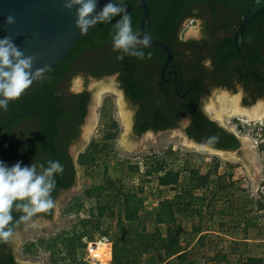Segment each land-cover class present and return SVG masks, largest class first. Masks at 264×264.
Here are the masks:
<instances>
[{"label":"trees","instance_id":"16d2710c","mask_svg":"<svg viewBox=\"0 0 264 264\" xmlns=\"http://www.w3.org/2000/svg\"><path fill=\"white\" fill-rule=\"evenodd\" d=\"M253 1L146 0L150 12L148 34L167 45L172 54L175 52V46L181 42L190 49L188 53L190 56L187 54L183 63H173L172 67L176 69L178 83L170 81L167 84L164 83L163 86H159L152 77L153 73H159V68L140 70L144 63L152 61L162 63L166 56L162 49L153 45L142 48L145 52L143 59L124 54V59L119 60L117 59L119 53L112 47V36L115 31L114 25L120 16L115 17L109 24H97L90 28L46 72L45 79L35 81L18 99L9 103L7 111L0 112V160L9 165L19 160L24 165L34 162L45 166L49 160L59 161L63 165V172L55 176L56 187L51 193L53 203L62 190L74 185L77 166H87L94 161V150L80 152L75 162L67 151L68 143L77 135L74 127L82 123L86 113L88 92L70 94L67 93L68 88L65 93L59 91V85L61 83L63 85L64 78L71 71L73 61L81 59L85 65L82 69L86 70L83 75L101 77L115 71L122 72V75L118 77L120 86L123 87L126 97L138 104L134 126V132L137 135L148 129L160 131L174 128L178 126L181 117L188 116L190 122L184 129L187 137L197 142L208 141L212 146L215 145L214 140L218 137V140L225 141L216 143L217 147L236 148L239 143L238 139L207 116L203 110V103L213 88L220 85L231 88L235 80L240 81L243 90L248 93L243 98L244 105L252 104L264 93V75L259 71V65L264 61L262 57L264 12L245 29L243 34L247 60L238 54L235 45L233 42H228V38L217 39L215 45L212 46L206 41V36L198 41L190 39L180 42L176 31L182 18L185 15L191 16L194 6L201 3L205 5L212 19L216 18L217 5L222 4L228 11L227 18L230 17L228 18L230 21L226 20L224 25L225 31L231 28L236 29ZM125 3L128 13L132 16L133 29L138 31L141 12L134 0H125ZM222 26V24H217L214 30H220ZM205 31L203 34H211V31ZM207 59L212 62L210 65H205L204 62ZM241 64L247 65L242 66L239 73L237 66ZM211 65L217 70L218 76L215 71L208 69ZM149 71L151 75H148ZM138 72L143 73L139 78L136 77ZM126 74L127 77L123 78ZM60 121L63 123L61 125L63 131L58 128L57 122ZM110 125L118 128L114 119ZM11 134L12 136L9 137ZM113 137L109 136V138ZM160 182L163 183V178H160ZM91 194V190H88V197H91ZM180 201L181 197L176 196L160 203V209L156 212V224H170L171 228L168 226L166 234L163 235L157 227L149 233L143 227L144 234L139 232L141 242L144 236L149 237L142 248L140 245L129 247L128 241L121 237H117L116 243H112L104 232L103 236H107L112 244L111 260L108 264L111 262L113 264H139L144 251H150L151 256L148 259L150 264H169L165 260L173 256L177 257L179 264H196L188 257L186 249L182 248L177 234L179 225L175 224L174 206ZM125 209L127 214L124 219L130 223L131 227H135L133 223L139 218L135 212L131 213L132 209L129 210V206L125 205ZM52 213L53 207L35 214L30 220L38 217L50 218ZM12 215L14 220L10 226L14 232L22 228L27 221H21L20 217L23 213L15 209ZM122 227L119 229L121 233L124 232V225ZM85 233L74 234L69 237V240L78 243ZM87 239L94 240L91 234ZM8 241L9 239L0 241V264H24L16 260ZM97 242L101 249L99 253L107 251L109 243ZM80 244L82 247L86 246L82 240ZM154 254L159 257L156 258ZM212 260L215 264H264V258L259 256H246L235 263L230 262L226 255L214 256Z\"/></svg>","mask_w":264,"mask_h":264},{"label":"rangeland","instance_id":"374dc122","mask_svg":"<svg viewBox=\"0 0 264 264\" xmlns=\"http://www.w3.org/2000/svg\"><path fill=\"white\" fill-rule=\"evenodd\" d=\"M114 105L113 93L101 96L97 121L80 151L94 150V161L77 166L81 194L71 196L59 207V218L74 215L68 229L27 239L19 247L20 254L28 258L48 252V264H92L80 241L84 242L90 234L98 239L104 232L112 243L121 237L128 241L129 247L142 248L149 237L143 235L141 242L139 232L143 227L147 233L157 227L165 235L170 225L156 224L160 203L180 196L181 201L174 206L175 224L179 225L177 234L182 248L196 264H215L212 258L221 255H226L232 263L246 256L264 258V118L227 119L235 134L248 136L251 144L256 145L262 181L251 189L240 162L183 150L177 140L168 143L161 152L121 154L117 138L122 129ZM112 119L116 120L117 129L110 125ZM125 205L139 218L133 223L135 227L124 219ZM123 225L121 233L119 229ZM84 233L78 243L69 240L74 234ZM94 245L92 254L101 263L109 260L110 245L104 253L96 250L98 242ZM141 256L139 264H150V251H144ZM165 261L179 264L176 256Z\"/></svg>","mask_w":264,"mask_h":264},{"label":"water","instance_id":"95a60500","mask_svg":"<svg viewBox=\"0 0 264 264\" xmlns=\"http://www.w3.org/2000/svg\"><path fill=\"white\" fill-rule=\"evenodd\" d=\"M134 1L141 12L138 32L143 35L148 33L150 27L149 7L146 0ZM108 2L109 0H97L96 12L100 11ZM64 3L65 0H0V38L9 36L25 56H33V70L37 68L49 70L83 34L75 23L76 8L78 6L68 9L64 7ZM263 12L264 0H254L241 19L239 27L234 34L235 48L245 60H247V57L241 48L243 32ZM10 14L15 17V23L8 25L5 23V18ZM92 15H95V12ZM186 31L197 33L198 29L194 24H189ZM151 44L160 47L166 52L165 67L172 59L171 49L153 38ZM75 84L78 85V81H75ZM88 89L91 90V100L87 116L82 125V145L73 151L74 157L87 144L98 118L101 96L106 92H110L113 93L115 101L114 110L117 115L118 125L122 129L121 135L117 138V149L121 154L132 156L135 154L157 153L164 150L168 143L177 140L183 150L240 162L245 167L251 189L257 188L261 183V166L256 145L251 144L252 141L248 136L235 134L232 130L234 126H228L227 123V119L231 116L251 120L264 118V103L258 99L250 105H244L242 96L245 92L241 88H237L235 91L219 87L213 88L203 103V110L207 116L218 122L219 125L229 132H232L239 139L241 147L245 150L241 154L225 151L216 152L188 139L183 132V126L186 125L184 119L174 128L163 131L147 130L137 135L132 127L133 105L123 97L114 76H106L99 80L90 79ZM80 194L76 172L74 185L62 190L54 201L53 213L50 218L38 217L29 220L22 228H18L13 232L8 242L18 262L24 264H48V252H40L38 256L24 258L20 254L19 247L31 237L50 235L54 230L60 228L68 229V225L74 219V215L59 218V207H63L71 196Z\"/></svg>","mask_w":264,"mask_h":264},{"label":"clouds","instance_id":"9594fccd","mask_svg":"<svg viewBox=\"0 0 264 264\" xmlns=\"http://www.w3.org/2000/svg\"><path fill=\"white\" fill-rule=\"evenodd\" d=\"M76 6L75 23L81 33L86 34L97 24H109L120 16L112 36L113 50L119 53L117 59L123 60L124 54L139 59L145 57L142 48L150 47L152 37L134 31L125 0H109L98 12L97 0H65L64 7ZM5 23L14 24L15 17L6 16ZM33 60L34 57L25 56L9 36L0 38V112L7 111L9 103L35 81L46 78L48 69L33 70ZM62 172L63 165L55 160H49L47 166L34 162L24 165L19 160L9 165L0 160V241H7L13 235L10 225L14 209L23 213L21 221H29L35 214L53 207L51 193L56 187L55 176Z\"/></svg>","mask_w":264,"mask_h":264},{"label":"flooded vegetation","instance_id":"af4514ba","mask_svg":"<svg viewBox=\"0 0 264 264\" xmlns=\"http://www.w3.org/2000/svg\"><path fill=\"white\" fill-rule=\"evenodd\" d=\"M227 14H228V11H227V9H225V7L222 4L221 5H217V15H215L216 18H214V19L210 18L209 13H208V11H207V9H206L204 4L201 3V4H198V5L194 6V11L191 12V16L185 15L182 18V20L180 21L179 26L177 28L176 32H177V34L180 37L179 38L180 42L181 41H187V40H190V39L198 41V40L202 39L204 36H206V41L208 42V44H210V46H212L216 42V40L220 39V38H228L227 39L228 42H233V44H234V41H233L234 34L237 31V29L239 27V24L236 26V29L231 28V29L225 31L224 25L226 23V20H229L228 18H230V17L227 18V16H228ZM189 24H194V26H196V28L198 29V32L197 33L187 32L186 31V27L189 26ZM217 24H222L223 25L221 28H219L220 30H214V28H215V26ZM182 29H184L183 32H182ZM205 30H207L208 32L211 31V34L210 35L203 34V31H205ZM244 32H243V34H244ZM153 45L154 44H151L150 46H153ZM154 46H156V45H154ZM241 48H242L243 53L245 54V52H244L245 42L243 40V37H242ZM189 50L190 49L187 48L185 46V44H183L182 42L178 43L177 46H175V52H174V54H172V59H171L170 63H168L165 67H164V63L166 61L167 54L165 56V60H163L162 63H161V61L160 62L152 61V62L144 63V64L141 65V67H140L141 69L140 70H154V69H158L159 68V70H160L159 73L155 72V73L152 74L153 80L155 82H157V84L159 86H163L164 83L167 84L170 81H173V82L176 83L177 82V80H176L177 73L175 71L176 69L174 67H172L173 63L174 62L183 63L186 60L185 56H187V54L189 53ZM262 57L264 58V43H263V46H262ZM82 61H83V59L78 60V61H73L72 66H71V71L64 78L63 85H62V83L59 85V91H61L62 93H65L66 92V88H68L67 89V93L78 94V93H81L83 91H87L88 95H89L88 99H87V104H86V113L84 115L83 121H82L81 124H79L78 126L74 127V129L76 128L77 135L74 138H72L70 140V142L68 143L67 151H68V154L72 157L73 162L76 161V157H74L73 151L76 150L77 148H79L82 145V140H81L82 125L84 124L85 117L87 116V113H88V110H89V105H90V100H91V90L88 89V82H89L90 79L99 80L100 78H103V77H106V76H114V78L116 80V84L118 86V89L121 91L123 97L128 102H130L133 105V108H134L133 120H132L133 131H134V126H135V121H136V116H137V109H138V104L134 103V102H131L126 97L123 87L120 86L121 84H120V82L118 80V77L120 75H122V72L115 71L114 73H112L110 75H103L101 77H94L92 75H83L84 72H86V70L82 69V68H85V65L83 64ZM204 63H205V65H210L212 62L209 59H207ZM242 66H243L242 64L237 66V70H238L239 73L241 71V67ZM208 67H209L208 68L209 70L215 71L216 72L215 74L218 76L217 70L215 69V67L213 65L208 66ZM259 68H260L259 71L264 75V61H262L260 63ZM141 74H143V73L138 72L136 77H138V78L141 77ZM148 75H151V71L148 72ZM126 77H127V74L125 76H123V78H126ZM218 80H220V78ZM221 80H222V78H221ZM263 80H264V78H263ZM75 81H78L79 84L78 85L75 84ZM242 86L243 85H242V83L240 81H236L235 80V83L233 84V86L231 88H228L226 85H220V86H217V87L225 88V89L230 90V91H232L233 89L236 90L237 88H241L242 91L245 92V94H243V96H242V101H243V98L246 95H248V93H247V91L243 90ZM217 87H215V88H217ZM258 99L260 101H262V103H264V93H262L259 97H257L254 100V102L256 100H258ZM183 119L186 121V125L183 126V132L185 133L184 129L189 124L190 119H189L188 116H184V117H181L180 121H182ZM216 123L218 124V122H216ZM57 124H58V128L60 129V131H63L64 130L63 126H61V125H63L62 121L57 122ZM219 126L222 127L221 125H219ZM222 128L225 131L229 132L224 127H222ZM148 130H152V129H148ZM164 130H167V129H164ZM230 133H232V132H230ZM11 136H12V134L9 137H11ZM186 137H187V135H186ZM187 138L192 140V141H194V142H196L199 145L206 146L207 148H210L211 150H214L216 152L225 151V152H235L236 154H241V153H243L245 151L241 147V143H240V141H239V139L237 137L236 138L238 139L239 143H238V146L236 148H234V149H228L227 147H217L216 143L218 144V143H221V142L225 141V140H218L219 139L218 137L215 138V140H214L215 141V145H213V146L208 141L197 142L194 139H191L189 137H187ZM214 146H216V147H214Z\"/></svg>","mask_w":264,"mask_h":264},{"label":"built area","instance_id":"2783aa9c","mask_svg":"<svg viewBox=\"0 0 264 264\" xmlns=\"http://www.w3.org/2000/svg\"><path fill=\"white\" fill-rule=\"evenodd\" d=\"M86 240H84V243L86 244L85 246V256L86 258H88V260L90 261V263L92 264H101V261L98 260L97 257H95L93 254H92V250L95 248V245L97 241L99 242H104V243H109L110 245V257H109V260L103 262V264H108L109 261L111 260V250H112V244L111 242L109 241V239L106 237V236H100L98 239H94V240H88L87 238H84Z\"/></svg>","mask_w":264,"mask_h":264},{"label":"bare ground","instance_id":"6f19581e","mask_svg":"<svg viewBox=\"0 0 264 264\" xmlns=\"http://www.w3.org/2000/svg\"><path fill=\"white\" fill-rule=\"evenodd\" d=\"M240 118L242 119V117H240ZM96 247H97L96 250H98V252H99L101 250L100 247L98 245H96ZM101 264H103V263H101Z\"/></svg>","mask_w":264,"mask_h":264}]
</instances>
